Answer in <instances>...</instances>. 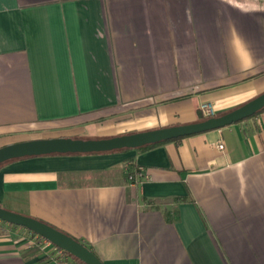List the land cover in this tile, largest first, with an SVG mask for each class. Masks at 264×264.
I'll return each instance as SVG.
<instances>
[{
  "label": "crops",
  "instance_id": "0c3cea01",
  "mask_svg": "<svg viewBox=\"0 0 264 264\" xmlns=\"http://www.w3.org/2000/svg\"><path fill=\"white\" fill-rule=\"evenodd\" d=\"M263 92L264 0H0V147L194 123L203 101L223 114ZM0 206L105 264H264V110L143 150L7 161ZM39 236L0 219V264H60Z\"/></svg>",
  "mask_w": 264,
  "mask_h": 264
},
{
  "label": "water",
  "instance_id": "95a60500",
  "mask_svg": "<svg viewBox=\"0 0 264 264\" xmlns=\"http://www.w3.org/2000/svg\"><path fill=\"white\" fill-rule=\"evenodd\" d=\"M264 108V92L245 104L223 114L189 124L108 138L54 137L27 140L0 147V164L25 157L53 154L101 153L124 148H139L148 144L219 129L253 116ZM0 219L26 227L34 233L64 249L85 264H105L88 246L63 231L37 218L14 212L0 206Z\"/></svg>",
  "mask_w": 264,
  "mask_h": 264
},
{
  "label": "built area",
  "instance_id": "2783aa9c",
  "mask_svg": "<svg viewBox=\"0 0 264 264\" xmlns=\"http://www.w3.org/2000/svg\"><path fill=\"white\" fill-rule=\"evenodd\" d=\"M200 113L203 118H210L218 115L216 105L211 101H203L199 106ZM221 149H224V144H220ZM146 178V172L141 166H137L133 173L129 174V180L133 183H141ZM44 246H52L53 250L59 258L60 264H82L75 260L67 251L54 245L44 237L39 236Z\"/></svg>",
  "mask_w": 264,
  "mask_h": 264
},
{
  "label": "trees",
  "instance_id": "16d2710c",
  "mask_svg": "<svg viewBox=\"0 0 264 264\" xmlns=\"http://www.w3.org/2000/svg\"><path fill=\"white\" fill-rule=\"evenodd\" d=\"M264 110V108L261 110V111H263ZM261 111H259V112H261ZM259 112H257L256 114H258ZM256 114H254V115H256ZM219 115V114H218ZM253 115V116H254ZM252 117V116H251ZM248 118H250V117H248ZM248 118H246V119H248ZM203 119H205V118H201V120H203ZM245 120V119H244ZM180 138H182V137H180ZM180 138H176V139H180ZM176 139H173V140H176ZM167 141H170V140H167ZM163 142H166V141H161V142H158V143H153V144H148V145H145V146H142V147H139L138 149H141V150H143V149H148V148H150V147H152V146H154V145H156V144H159V143H163ZM130 148H124V149H120V150H129ZM115 151H117V150H115ZM101 153H103V152H101ZM53 155H55V154H53ZM10 161V160H9ZM7 162V161H6ZM6 162H4V163H6ZM4 163H2V164H0V166L1 165H3ZM134 172V171H133ZM5 222V221H4ZM85 244V243H84ZM86 245V244H85ZM87 246V245H86ZM70 254V253H69ZM71 255V254H70ZM72 256V255H71ZM75 260H77V261H79L80 263H82V264H85V263H83L82 261H80L79 259H77V258H75L74 256H72Z\"/></svg>",
  "mask_w": 264,
  "mask_h": 264
},
{
  "label": "rangeland",
  "instance_id": "374dc122",
  "mask_svg": "<svg viewBox=\"0 0 264 264\" xmlns=\"http://www.w3.org/2000/svg\"><path fill=\"white\" fill-rule=\"evenodd\" d=\"M113 137V136H112ZM99 138H103V136L102 137H99Z\"/></svg>",
  "mask_w": 264,
  "mask_h": 264
}]
</instances>
